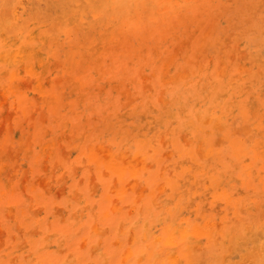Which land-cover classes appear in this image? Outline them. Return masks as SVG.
I'll return each instance as SVG.
<instances>
[{
  "label": "rangeland",
  "instance_id": "374dc122",
  "mask_svg": "<svg viewBox=\"0 0 264 264\" xmlns=\"http://www.w3.org/2000/svg\"><path fill=\"white\" fill-rule=\"evenodd\" d=\"M134 1L0 0V264H264V0Z\"/></svg>",
  "mask_w": 264,
  "mask_h": 264
},
{
  "label": "bare ground",
  "instance_id": "6f19581e",
  "mask_svg": "<svg viewBox=\"0 0 264 264\" xmlns=\"http://www.w3.org/2000/svg\"><path fill=\"white\" fill-rule=\"evenodd\" d=\"M120 1V0H119ZM134 1V0H133ZM116 2H118V1H116ZM131 2H132V0H131ZM135 2V1H134ZM133 3V2H132ZM117 4V3H116ZM122 4H120L119 6H121ZM16 17V16H15ZM150 23V22H149ZM152 23V22H151ZM161 24V23H160ZM152 25V24H151ZM155 25V24H154ZM157 26V25H156ZM138 27H135V29H137ZM156 29H158V28H156ZM148 30H149V28H148ZM161 30V29H160ZM157 32V31H156ZM225 66V65H224ZM127 71V70H126ZM148 78V77H147ZM127 79V78H126ZM177 79V78H176ZM228 79V78H227ZM206 80V79H205ZM132 81V80H131ZM212 84V83H211ZM140 85V84H139ZM180 87V86H179ZM181 88V87H180ZM167 89V88H166ZM153 90V89H152ZM184 90H185V88H184ZM131 91V90H130ZM161 91V90H160ZM161 94V93H160ZM112 95V94H111ZM25 97V96H24ZM206 98H208V97H206ZM195 99V98H194ZM205 99V98H204ZM217 99V98H216ZM88 100V99H87ZM111 100V99H110ZM171 100H172V98H171ZM54 101V100H53ZM164 101V100H163ZM207 101V100H206ZM22 102V101H21ZM180 102V101H179ZM27 103V102H26ZM22 104V103H21ZM137 104V103H136ZM163 104V103H162ZM79 105V104H78ZM89 105V104H88ZM166 106V105H165ZM22 108V107H21ZM90 108V107H89ZM139 108V107H138ZM106 109V108H105ZM81 110V109H80ZM132 111V110H131ZM91 112V111H90ZM32 113V112H31ZM199 113V112H198ZM197 113V114H198ZM46 114V113H45ZM26 115V114H25ZM48 115V114H47ZM127 115V114H126ZM47 117V116H46ZM94 117V116H93ZM181 117V116H180ZM101 120V119H100ZM136 120V119H135ZM45 121V120H44ZM63 121V120H62ZM54 122V121H53ZM82 123V122H81ZM183 123V122H182ZM163 124V123H162ZM164 126V125H163ZM182 126V125H181ZM110 128V127H109ZM63 129V128H62ZM96 130V129H95ZM98 131V130H97ZM147 131V130H146ZM42 133V132H41ZM140 133V132H139ZM215 134V133H214ZM140 136V135H139ZM185 136V135H184ZM169 141V140H168ZM169 143V142H168ZM231 144H233L232 145V147H233V151L235 152L234 154H235V156L237 157V158H239L240 157V155L242 154V152H241V150H240V147H238V146H236V142L235 141H232V143ZM186 145H187V143H186ZM106 146V145H105ZM123 147V146H122ZM209 150H211V148L209 149ZM167 154V153H166ZM90 158H92V159H94L96 162H97V164L98 165H106V166H108V167H111V169L113 170V172H116L119 176H121L120 178H122L123 177V175H124V170H125V168L124 167H122V165H120L119 163H112V162H109V161H103V160H100V159H98L97 157H96V155L94 154V153H90ZM117 158V157H116ZM148 166V165H147ZM221 166V165H220ZM100 167V166H99ZM136 171H134L133 169H132V171H131V173H133V174H136L135 173ZM171 172V171H170ZM171 175V174H170ZM172 176V175H171ZM188 191V190H187ZM188 195V194H187ZM105 202H107V201H105ZM104 204V203H103ZM201 204V203H200ZM101 209H104V208H101ZM149 209V208H148ZM177 212V211H176ZM105 215H106V213H105ZM178 218V217H177ZM122 225V224H121ZM125 225V224H124ZM121 228V227H120ZM119 228V229H120ZM169 231H170V228H167L166 229V235H167V241L168 240H170V238H169ZM194 232H196V231H198L197 229H194L193 230ZM130 233V232H129ZM137 234V233H136ZM77 235V234H76ZM185 234H184V232H182V234H181V237H183ZM75 236V235H74ZM171 236V235H170ZM47 239V238H46ZM97 242V241H96ZM113 242V241H112ZM162 242V241H161ZM170 242V241H169ZM81 244V243H80ZM163 244V243H162ZM172 245V244H171ZM82 247V246H81ZM65 251V250H64ZM87 255V254H86ZM18 261V260H17Z\"/></svg>",
  "mask_w": 264,
  "mask_h": 264
},
{
  "label": "snow or ice",
  "instance_id": "6c2138e0",
  "mask_svg": "<svg viewBox=\"0 0 264 264\" xmlns=\"http://www.w3.org/2000/svg\"><path fill=\"white\" fill-rule=\"evenodd\" d=\"M64 264H75V261H65Z\"/></svg>",
  "mask_w": 264,
  "mask_h": 264
}]
</instances>
